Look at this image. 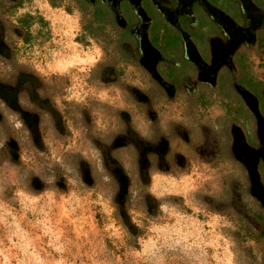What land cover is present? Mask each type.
I'll list each match as a JSON object with an SVG mask.
<instances>
[{"label": "rangeland", "instance_id": "obj_1", "mask_svg": "<svg viewBox=\"0 0 264 264\" xmlns=\"http://www.w3.org/2000/svg\"><path fill=\"white\" fill-rule=\"evenodd\" d=\"M84 15L75 0H0V264H264V146L235 158L238 129L255 133L256 122L232 98L158 103L171 150L161 172L157 155L140 158L118 137L130 124L150 138L123 87L150 82L129 64L115 83L97 81L96 63L113 56L80 37ZM237 62L245 82L264 84V45ZM224 115L235 120L225 155L205 162L200 126L220 133Z\"/></svg>", "mask_w": 264, "mask_h": 264}, {"label": "trees", "instance_id": "obj_2", "mask_svg": "<svg viewBox=\"0 0 264 264\" xmlns=\"http://www.w3.org/2000/svg\"><path fill=\"white\" fill-rule=\"evenodd\" d=\"M50 1L55 3L59 0ZM75 3L85 14L84 18L86 17L80 22V37L90 36L101 40L109 47L113 56V60L96 63L97 81L104 85L115 83L119 73L117 64L138 66L148 78L150 84L145 89L137 88L132 84H123V87L150 122V138H145L130 124L125 132L118 134V137L121 145L133 149L140 158L157 155L161 172L168 171L171 166L168 160L171 150L168 135L158 124L156 113L158 103L171 102L179 94L185 95L190 100L218 96L234 99L244 115H256V103L258 98H262L259 94L264 88L263 83L245 82L237 74L236 67L233 73L222 79L219 78L214 83L206 80L205 75H198L199 63L202 61L195 59L191 46L194 42L201 46L208 45L212 32L208 29L196 28V15L184 13L167 18L152 10L138 14L135 9L131 10L124 6L114 9L107 1L101 0H75ZM202 20L211 19L204 15ZM193 27L196 31L192 29ZM80 37L77 40H80ZM234 121L232 117L224 115L220 123V133L206 124L200 126L203 139L200 155L205 162L224 157L223 146L227 143L228 122L230 125L232 122L235 123ZM167 125L177 132L187 134V128L180 122L171 120ZM238 130L239 150L235 158L244 162L245 155L242 149L246 151L249 147H254L255 143L249 144L248 140L255 141L253 138L256 136L255 133L253 135L252 128L249 129L251 134L242 128ZM97 145L106 159L109 154L107 145L102 142ZM254 167L257 172L256 166ZM256 176L258 178L257 173ZM140 177L149 179L145 170L140 173ZM259 185L263 186L260 183ZM262 191L264 195V190ZM230 203L237 212H244L243 204L237 197H233Z\"/></svg>", "mask_w": 264, "mask_h": 264}, {"label": "flooded vegetation", "instance_id": "obj_3", "mask_svg": "<svg viewBox=\"0 0 264 264\" xmlns=\"http://www.w3.org/2000/svg\"><path fill=\"white\" fill-rule=\"evenodd\" d=\"M101 1H107L114 9L119 6L131 10L135 9L138 14H145L148 10H152L167 16V18L184 13L196 15V28L199 30L208 29L212 32V37L208 40V45L201 46L194 42L191 48L195 54V59L202 61L199 63L198 75H205L206 80L212 83L233 73L234 68H237V60L242 55L243 50L252 48L255 45H264V6L259 7L260 0ZM204 15H207L211 20L203 21L202 17ZM192 29L195 30L194 27ZM260 95L262 98H258L257 103L255 102L257 104L256 115H247L249 119L256 122L258 128L255 135L258 141L247 139L249 144L250 142L255 143L252 147L254 149L259 142L264 146V94ZM252 103L254 104V101ZM248 133L251 134L250 131ZM248 152L250 151L248 150ZM259 156L261 155L259 154ZM253 158L252 160H254ZM244 159H247V157ZM259 167V165L256 166V170L260 180L262 175ZM261 183L264 186V178Z\"/></svg>", "mask_w": 264, "mask_h": 264}]
</instances>
